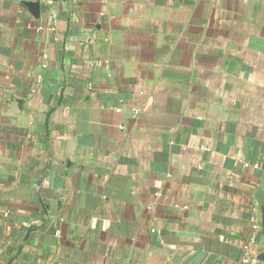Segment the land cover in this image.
Listing matches in <instances>:
<instances>
[{"label": "crops", "instance_id": "0c3cea01", "mask_svg": "<svg viewBox=\"0 0 264 264\" xmlns=\"http://www.w3.org/2000/svg\"><path fill=\"white\" fill-rule=\"evenodd\" d=\"M263 206L264 0H0V264H240Z\"/></svg>", "mask_w": 264, "mask_h": 264}, {"label": "built area", "instance_id": "2783aa9c", "mask_svg": "<svg viewBox=\"0 0 264 264\" xmlns=\"http://www.w3.org/2000/svg\"><path fill=\"white\" fill-rule=\"evenodd\" d=\"M261 238H262L261 222L259 220H254L250 240L249 243L246 246H244V257L241 260L240 264H252L253 262L258 261L256 255H254L253 248L259 244Z\"/></svg>", "mask_w": 264, "mask_h": 264}, {"label": "water", "instance_id": "95a60500", "mask_svg": "<svg viewBox=\"0 0 264 264\" xmlns=\"http://www.w3.org/2000/svg\"><path fill=\"white\" fill-rule=\"evenodd\" d=\"M261 225H262L263 251H262V253L258 256V260H259L260 262H264V206L262 207V220H261Z\"/></svg>", "mask_w": 264, "mask_h": 264}]
</instances>
